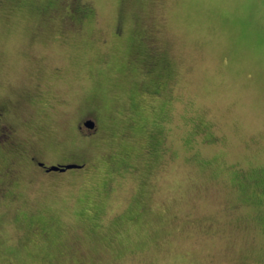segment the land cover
Here are the masks:
<instances>
[{"label": "rangeland", "instance_id": "obj_1", "mask_svg": "<svg viewBox=\"0 0 264 264\" xmlns=\"http://www.w3.org/2000/svg\"><path fill=\"white\" fill-rule=\"evenodd\" d=\"M0 129V264H264V0H0Z\"/></svg>", "mask_w": 264, "mask_h": 264}, {"label": "water", "instance_id": "obj_2", "mask_svg": "<svg viewBox=\"0 0 264 264\" xmlns=\"http://www.w3.org/2000/svg\"><path fill=\"white\" fill-rule=\"evenodd\" d=\"M84 126L87 127L88 129H93L94 128V122L92 120H86L84 122ZM43 166V163L40 164ZM82 165L78 164H67V165H53L49 166L46 168V171H65L67 169H73V168H80Z\"/></svg>", "mask_w": 264, "mask_h": 264}, {"label": "flooded vegetation", "instance_id": "obj_3", "mask_svg": "<svg viewBox=\"0 0 264 264\" xmlns=\"http://www.w3.org/2000/svg\"><path fill=\"white\" fill-rule=\"evenodd\" d=\"M83 126V125H82ZM82 126H79V128H82ZM84 127V126H83ZM94 128H95V126H94ZM93 128V129H94ZM93 129H90V130H93ZM0 131L2 132V129H0ZM8 137H10L9 135H8V133L7 132H4V133H2L1 135H0V138H2V140L4 141V142H9V138ZM4 138H8V139H4ZM28 159H29V161L33 164V166H37L38 168H40V169H42V170H44V171H46V168L47 167H49L45 162H43V161H41V160H36V158L35 157H33V156H29L28 157ZM41 163H43V166H41L40 164Z\"/></svg>", "mask_w": 264, "mask_h": 264}]
</instances>
